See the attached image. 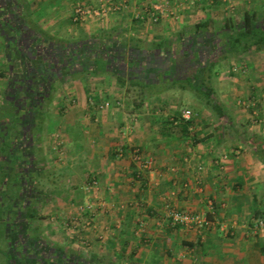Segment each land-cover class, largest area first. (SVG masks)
Instances as JSON below:
<instances>
[{
  "label": "crops",
  "instance_id": "obj_1",
  "mask_svg": "<svg viewBox=\"0 0 264 264\" xmlns=\"http://www.w3.org/2000/svg\"><path fill=\"white\" fill-rule=\"evenodd\" d=\"M21 1L22 27L52 38L53 43L70 44L77 37L83 41L103 31L124 34L127 41L134 39L147 48L179 42L199 22L211 20L214 30H219L214 27L223 15L218 6L225 8L230 0H126V8L80 23L72 20L75 6L97 5L99 0ZM156 3L172 13L154 24L147 16L143 20L134 17ZM258 3L264 6V0ZM187 4L194 6L186 8ZM245 12L264 17V8ZM3 59V238L8 239L10 225L24 224L32 238L50 236L56 240L55 248H68L70 264H264V164L255 154L257 146L264 147V51L251 57L253 73L241 80L230 79L231 88L225 91L248 99L249 105L253 99L260 104L258 122L244 114V109H237L228 93L217 97L224 116L201 105L204 115L196 118L192 113L187 119L183 112L189 108H182L189 95L185 90L171 92L163 86L132 94L127 91V74L120 80L107 65L97 72H69L65 89L55 88L59 96L55 105L48 113L39 105L32 106L29 112L37 115L24 125L19 119L24 111L6 101L10 73ZM106 101L109 107H100ZM5 105L9 114L2 109ZM189 120L184 130V121ZM134 148L153 160L151 170L138 171L132 161ZM28 159L38 165L36 169L40 167L39 177L42 173L49 177L52 186L25 201L28 172L24 164ZM7 174L14 178L10 190H5ZM86 204H91V210L79 212ZM168 207L204 213L210 225L198 229L171 226ZM87 220L89 226L84 225ZM63 224L72 227H67L72 235Z\"/></svg>",
  "mask_w": 264,
  "mask_h": 264
},
{
  "label": "trees",
  "instance_id": "obj_2",
  "mask_svg": "<svg viewBox=\"0 0 264 264\" xmlns=\"http://www.w3.org/2000/svg\"><path fill=\"white\" fill-rule=\"evenodd\" d=\"M0 4V6L3 5V3ZM22 6L21 0H6V8L8 7L6 13L8 12V14L4 16L7 20L4 16L1 17V20H4L3 22L8 25V21L12 19L10 14L13 15L12 13H15V16H19ZM255 17V13L245 12L242 17L240 16L239 24H231L233 19L230 18L224 23L223 28L219 30H214L211 20L199 22L193 26V31L189 33V37L183 36L180 39V43H174L171 46L166 43H160L141 48L134 39H130L125 43H94V38L84 39L73 44H51L56 45V52L58 50V56L62 61L72 57L75 59V70H94L97 72L99 68H104L108 65L110 71L115 72L120 80L122 78L125 79L124 76L127 74L128 77L126 79L130 85L137 87L139 91L150 87L163 88V86L166 90L175 88L187 90L192 88L195 91L194 96L196 98L204 99V105L210 106L218 117H222L224 113L221 109V104L215 96L214 88L209 84L211 77L216 74L215 70L213 71L212 69L220 58L211 59V57L203 58V56H209L208 54L216 52V49L225 53L246 52L250 49L255 52L264 51V17L261 18V23H254ZM31 33L30 36H35L37 42L44 40L52 42V38L45 35L42 36L39 32V36L35 32ZM208 34L214 37L217 36V39L213 38L210 40V37L207 36ZM44 47L46 49L45 45ZM200 67L205 68L208 72L206 80L203 75L198 77L194 73ZM39 69L41 71L40 74H43V68L39 66ZM47 78L46 75L41 77L45 81ZM189 123L190 120L184 121V130ZM255 154L264 164V147L262 145L257 146ZM254 216L258 218L257 212ZM29 218L33 217L29 216ZM262 219H264V216ZM8 240L12 244V250L8 254L7 262L9 264H26L22 263L21 259L27 255L24 247V242L27 239L25 237H15L8 231ZM32 242L30 241L29 244H33ZM37 248L36 245H32L28 249L29 252L35 255L32 258H35L28 261L27 264H38L39 259L37 257L40 251L36 255L38 252ZM44 248L46 249V247ZM48 248L54 249L53 246H48L46 252L50 251ZM56 251L58 253L56 254L57 259L50 264H70V255L57 248ZM27 258L29 259L30 257L27 255ZM19 261L21 262L18 263Z\"/></svg>",
  "mask_w": 264,
  "mask_h": 264
},
{
  "label": "rangeland",
  "instance_id": "obj_3",
  "mask_svg": "<svg viewBox=\"0 0 264 264\" xmlns=\"http://www.w3.org/2000/svg\"><path fill=\"white\" fill-rule=\"evenodd\" d=\"M258 1L259 0H249V2H248L246 0L245 1L241 0L240 2H235L233 0H230L229 3L226 2V5H224V6H226L225 8L223 7V5L222 6L221 5L218 6V10H220L221 14H223V15L221 17L219 16V21L217 20L218 23L216 25H214V27L218 28V29H222L223 25L225 23L224 21H225V19L227 21V19H229L228 17L233 19L231 24H237V23L239 24L240 23V20H239L240 16L242 17V14L244 13V10H249V9L250 10H254L255 9L258 12V11H260V9L264 8V6L262 4H259ZM187 6H194V5L193 4H187L185 7L187 8ZM24 14H25V12H24ZM261 18L262 17L260 16V14H256L254 23H256V22L261 23V21H262ZM30 26L32 27V25H30ZM2 34H3V29L0 28V70L2 69V66H4V62H3L4 59L3 58L6 57L5 55L6 54L8 55V53L10 51L9 48H8V51H7V47L5 46L6 42L2 38ZM188 35H189V33L186 36H188ZM207 36L210 37V40L213 39V38L217 39V36L214 37L211 34H208ZM90 37L96 38L94 40V43H108V41H113V43H119V41L120 42H128L127 41L128 38L125 37L124 34H120L119 35V34L111 33V32H103L102 31L99 34H97L95 32L92 35L87 36L85 40H87ZM108 38H110L111 40H107ZM73 39H75V41L70 43V44L77 43V42L80 41L79 37L73 38ZM174 43L175 42L171 41L170 46L174 45ZM176 43H180V41L176 42ZM215 51L216 52H214V53L208 54L209 56H207V55H204L205 57L203 56V58L211 57V59H217L218 57L220 58L219 62L212 69L213 71L215 70L216 74H215V76H212L211 79L209 80V84L215 90V96L218 97V99H220L221 95L227 94V93L230 94L229 96L231 98L228 97V100L230 99L229 101H233L236 104L237 109H242V110L244 109L245 110L244 114H246L252 121L258 122L259 121L258 106H260V104L255 103L254 102L255 100L253 99L252 100L253 102H251L250 103L251 105H249V103L247 101L248 99L240 97L239 95L237 96L235 94H232L234 91H230V92L225 93L227 88H231L230 87L231 86L230 79L232 80V78H233V79L241 80L242 78L246 77L249 74L250 71H252L251 67L249 66V64L253 63V61H255V60L252 61V59H251V57L253 56L255 51H253L251 49L246 51V52L238 51V52H230V53H225V52H222V51L220 52L218 49H216ZM63 71L66 72L67 69L66 70L63 69ZM194 73L198 77H202V75H203L205 80H206L207 74H208L206 69L203 68V67L202 68L200 67V68L196 69L194 71ZM251 73H253V72H250V74ZM65 76H68V73L60 75V79L57 80L58 83L57 84H55L56 82L53 83L54 84L53 85V89L50 86L48 88H46L45 90H44V88L42 89V87L40 86L41 88L39 89L37 85H42V84H38L37 81H35V80H34L35 82L31 81L32 84H30V90H29V92H31V98L26 99V100H31L32 101L31 104L30 105L27 104L28 102H25V100H24V102H20L19 101L20 105H21V108H22L21 111L22 110L24 111L22 113V116H21L22 124H24V125L28 124L29 125L30 122H32V118H33L32 115L33 116L37 115V113L34 114L33 112H29L30 108L32 106L39 105V107L41 106L44 110H46V113H48L47 109L49 108V110H50L51 106L55 105L56 100L58 99L56 97H59V96H57L55 94L56 93V90H55L56 86L57 85H59V86L61 85L60 87L59 86L58 87L60 89H62V88L65 89V86L67 85L66 81L64 80ZM219 77H221V79H219ZM43 84H46V83H43ZM59 88H57V89L59 90ZM153 88L154 87H150V89H153ZM173 90L170 89L171 92ZM38 91L39 92L41 91V93H39ZM127 91L132 93V94H134V93L136 94V91H139V89H136V87H133V86L129 85V86H127ZM185 91L189 95H191V97L189 95H186V97H185V99H186V103L185 104L186 105L183 104L182 108L185 107V106L187 108H189V110L191 111V114L193 113V116L196 117V118L202 116V113L204 115V111L201 108V105H202V107H205L204 99L196 98V96H194L195 91L192 88L191 89H187ZM42 92H44V94L48 93L49 95L45 94V95L39 96V95L42 94ZM140 97L141 96L139 94L138 98H140ZM191 98H194V100H190ZM262 99L264 100L263 96H262ZM34 103H35V105H34ZM208 108H209L210 111H212L210 106ZM2 109L5 110L4 112H7V114H9V106L5 105V108H4V106H2ZM253 111H256V112L254 113ZM239 114L237 113L236 115H238L239 117H245L244 114H242V115L241 114L239 115ZM214 118L215 119L217 118L215 113H214ZM25 131H29V128L27 127L25 129ZM20 141H21V145L25 144V143H22L23 140L20 139ZM61 143L62 142H60V144ZM18 144L20 145V143H16V146H18ZM24 165H26L27 172L34 173V174L31 175L32 176L31 179H30L31 182L29 184H28L27 181H25L26 183L24 182L26 184L25 187L29 189L28 190V195H30V196L27 197V200L32 198V196L35 195L36 191H38V190L47 189L45 191H48L49 187H50L49 189H51L52 185L49 186L50 183H51V180L49 179V177L47 175H43V173L40 174V177H39V172L41 171V169H40V167H39V169H36L37 168L36 166H38V165L31 164V162H29V159L27 161V164H24ZM7 179L9 181L8 180L5 181V184H6L5 185V190H7V189L10 190V188L12 187V184L14 182V178L12 177L11 174H7ZM28 181H29V179H28ZM59 181L60 180H58V182H57L58 184L60 183ZM44 193H46V192H44ZM63 226L65 227V230L68 231V234H70L71 231L67 230V227L65 226V224H63ZM28 230H30V228ZM70 235H72V233ZM28 236L26 238L27 241L28 242L33 241L32 242L33 245H36V247H38L37 248L38 250L41 251L42 248H44V247L47 248L48 246H53L54 249L56 250V248H55L56 245H53V242L56 241V240H52L50 238V236L47 237V238H43V239H35V238H31V236H29V237ZM58 248L60 249V246H58ZM54 249H52V250H54ZM11 250H12V244H11V242L8 239L2 237V226L0 224V264H9L7 262V259H8V256H9L8 254L10 253ZM62 250H64L66 252V250H68V248L67 249L63 248Z\"/></svg>",
  "mask_w": 264,
  "mask_h": 264
},
{
  "label": "flooded vegetation",
  "instance_id": "obj_4",
  "mask_svg": "<svg viewBox=\"0 0 264 264\" xmlns=\"http://www.w3.org/2000/svg\"><path fill=\"white\" fill-rule=\"evenodd\" d=\"M0 3H3V5L0 6V28L3 29L2 38L6 42L5 46L7 47V51L8 48L10 50L8 55H5L8 64V70L10 73L7 86L8 88L5 97L7 103H9L13 109L21 111L22 108L20 102H24L25 100V102H28L27 104L29 105L32 102L31 100H26L31 98V92H29L30 84H32L31 81L35 80L38 84H42L37 86L39 89L42 87V89L44 88L45 90L49 86L51 87L53 83L57 82V80L59 79L58 76H60L61 74L63 75L65 73L74 71L76 67V61L75 59H73V57L71 59L68 58L67 60L63 59L62 61L58 56V50L56 52V45L51 44L53 42L45 40L37 42L35 36H30V34H32L30 30L28 28L26 29L22 27V24L20 23V17L17 15L15 16V13H12L13 15L10 14V17L12 19L9 20L8 25H6L3 22L4 20H1V17H3L5 14H8V12L6 13L8 9V7L6 8V0H0ZM44 45L46 46V49H44ZM39 66L43 68V74H40L41 71L39 69ZM63 69H67V71L64 72ZM40 75H46L48 77L47 80L45 81L41 79L42 76ZM39 93H41V91ZM45 94L44 92H42V94L39 96ZM21 116L22 113L19 115L20 121H22ZM27 147L29 148V143H26V149ZM24 168V170L27 169L26 167ZM31 175L32 173L28 172L26 174V178H24V182L27 181L29 184L31 182ZM26 190L27 191L24 193V195H26L25 201H28L27 197L30 196L28 195L29 189L26 188ZM10 227L11 230H9V232L11 233V235L22 238L25 237V239L27 238L28 233H25L26 230L24 229V224L13 223L12 225H10ZM13 228L14 230H12ZM32 245L33 244H29L27 240L26 242H24L25 252H27V255L30 258L28 259L26 255L25 257H23L22 263L27 264L28 261H31L35 258H32V256L35 255L32 252L28 251V249H30ZM48 249L50 250L49 252H46L47 248H42L41 251L37 250L38 252L36 253V255L40 251V256L39 254L38 257L36 256L40 262H38V264H50L56 261V254H58L57 251L52 250L51 248ZM20 262L21 261H19L18 263Z\"/></svg>",
  "mask_w": 264,
  "mask_h": 264
},
{
  "label": "built area",
  "instance_id": "obj_5",
  "mask_svg": "<svg viewBox=\"0 0 264 264\" xmlns=\"http://www.w3.org/2000/svg\"><path fill=\"white\" fill-rule=\"evenodd\" d=\"M124 8H126V0H121L120 3H115L113 2V0H99L97 5L78 4L75 6L73 10L72 20L76 23H80L87 21L90 18H98V17L105 18L110 13L120 11ZM169 12L170 11H168L166 6L156 3L151 7H145L141 12L135 13L134 17L138 20H143L145 19V16H147L149 22H152L154 24L157 23ZM171 13L172 12H170V14ZM109 105L110 103L106 101L103 102V104H101L100 107L107 108L109 107ZM183 116L187 119L190 118L191 111L186 109L183 112ZM131 155H132L133 163H135L138 166V171L151 170L153 166V160L150 157H144L140 149L138 148L132 149ZM93 184H95V181L92 182V185ZM91 208H92L91 204H86L80 206L78 211L79 212L90 211ZM166 217L171 226L178 228H185V229L206 228L210 225L211 222L204 213H194V212L174 209L171 207H168L166 212ZM84 225L89 226L90 221L89 220L85 221ZM65 226L68 228H72L68 224H65Z\"/></svg>",
  "mask_w": 264,
  "mask_h": 264
}]
</instances>
